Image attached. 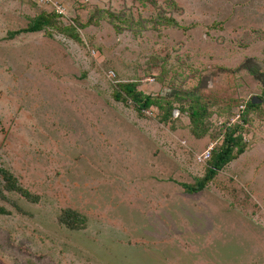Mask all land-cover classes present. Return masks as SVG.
<instances>
[{
  "label": "rangeland",
  "instance_id": "rangeland-1",
  "mask_svg": "<svg viewBox=\"0 0 264 264\" xmlns=\"http://www.w3.org/2000/svg\"><path fill=\"white\" fill-rule=\"evenodd\" d=\"M58 1L62 24L88 21L80 40L57 25L11 37L52 7L0 0V166L37 197L0 172V264H264V0ZM137 80L171 96L174 122L114 97ZM226 121L246 151L188 193Z\"/></svg>",
  "mask_w": 264,
  "mask_h": 264
},
{
  "label": "trees",
  "instance_id": "trees-1",
  "mask_svg": "<svg viewBox=\"0 0 264 264\" xmlns=\"http://www.w3.org/2000/svg\"><path fill=\"white\" fill-rule=\"evenodd\" d=\"M153 2V0H149ZM63 14L58 13L55 9L51 11H46L45 9L40 11L37 15L30 18L29 24L27 27L13 31L10 33L11 37L16 36L22 32H38L46 27L56 26L57 29L67 30V35L74 37L77 40H80L78 33H76L75 29H79V27H86L88 25V21L86 23H82L78 16H76L68 25L62 24ZM94 22H97L95 18ZM78 25V26H77ZM118 88L114 90V97L117 100L123 101L124 103H128L131 99L135 106L134 108L138 111L141 117H147L148 115L144 112L148 110L152 106H156L159 108L162 113L161 120L162 122H174L175 119L172 117L174 109H176V105L174 100L171 99V96H159L158 98H154L151 95H147L143 93L141 90L137 89L138 80L137 81H128V82H118ZM160 98H166L165 101ZM172 100V101H171ZM261 104L252 103V100H249L248 110H251V107H259ZM179 109L182 113L186 111L190 112V122L194 125H197L199 119H203L207 116L208 109L204 104H200L199 106H190L186 108L182 103L179 102ZM246 106H243V110L239 117L242 118L243 122L246 123L249 120V111L245 110ZM224 130V138L218 149L212 153L209 157L208 163L206 165V172L203 177L197 179L195 183H182L185 190L188 193H196L202 191L207 185L217 176V174L223 170L230 162L239 158L247 149V140L245 139L244 133V124L243 123H235L231 125L229 122H225L223 125ZM194 133L198 136L200 132L196 130V127L193 128ZM0 172L5 179V187L8 190H13L21 193L24 197L28 199H37L30 191L21 186L14 175L8 170L4 169L0 166ZM1 212H5V209L0 207ZM61 221L67 227L72 229H76L81 226L84 222V218L77 211L72 209H66L61 216Z\"/></svg>",
  "mask_w": 264,
  "mask_h": 264
},
{
  "label": "built area",
  "instance_id": "built-area-1",
  "mask_svg": "<svg viewBox=\"0 0 264 264\" xmlns=\"http://www.w3.org/2000/svg\"><path fill=\"white\" fill-rule=\"evenodd\" d=\"M37 4L43 5V6H51L52 9H55L58 13L67 14L65 12V7L62 6V4L58 3V0H34ZM148 112V111H147ZM211 156L210 150H208L206 153L203 154V159H208ZM202 159V160H203Z\"/></svg>",
  "mask_w": 264,
  "mask_h": 264
},
{
  "label": "water",
  "instance_id": "water-1",
  "mask_svg": "<svg viewBox=\"0 0 264 264\" xmlns=\"http://www.w3.org/2000/svg\"><path fill=\"white\" fill-rule=\"evenodd\" d=\"M261 100L258 98V96H254L252 98V103H259Z\"/></svg>",
  "mask_w": 264,
  "mask_h": 264
}]
</instances>
